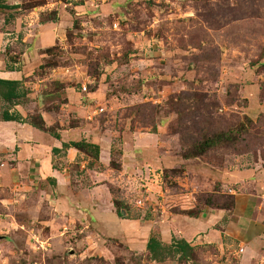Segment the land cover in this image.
<instances>
[{"label": "rangeland", "instance_id": "374dc122", "mask_svg": "<svg viewBox=\"0 0 264 264\" xmlns=\"http://www.w3.org/2000/svg\"><path fill=\"white\" fill-rule=\"evenodd\" d=\"M8 2L13 7L0 9V30L17 39L5 52L18 61L35 48L30 81H42L40 106L26 119L44 113L46 133L60 139L73 130L70 139L97 146L73 147V162L68 143L52 151L54 168L69 175L63 186L77 200L103 204L114 222L135 231V222L167 226L172 215L198 217L233 201L235 207L239 188H251V170H262V178L250 191L258 186L264 194V0ZM49 24L55 38L43 35L36 47ZM188 93L203 94L202 102ZM180 97L191 109L209 103L210 113L203 106L201 117L195 110L180 123ZM204 116L218 125L200 123ZM197 122L201 134L189 129ZM216 128L237 131L197 154ZM185 149L197 155L185 159ZM5 163L0 264H264V236L249 247L188 243L192 250H164L163 261H155L142 246L146 234L131 242L107 232L96 206L67 205L56 183L16 184L14 166ZM229 172L246 175L230 179Z\"/></svg>", "mask_w": 264, "mask_h": 264}, {"label": "crops", "instance_id": "0c3cea01", "mask_svg": "<svg viewBox=\"0 0 264 264\" xmlns=\"http://www.w3.org/2000/svg\"><path fill=\"white\" fill-rule=\"evenodd\" d=\"M8 1L12 0H6V3L10 5L11 3ZM47 27L49 29H46ZM54 30H56L55 25H45L43 32H40L35 39L36 47H39L42 43L43 35L47 36L50 33L47 38L53 40L56 36ZM13 34L15 33L9 32L8 29L5 31L0 30V78L13 81L20 80L23 88L30 90L22 102L14 105H10L0 98V164L7 166L5 165L6 161L9 164L12 163L14 166L13 174L17 180L16 184L18 182L35 183L34 181L38 183H56V189L62 193L67 205L80 202L82 205H79V207L84 206L85 209L89 208L91 210L96 206L98 225H101L107 232H113L112 234L114 235L117 233L122 237L125 236L131 242L134 241L140 231L143 233L142 235L146 234L143 241L144 244L142 245L143 248H147L150 237L156 235L153 232L154 230L159 234L158 238L163 244L172 242L173 230L175 229L187 243L192 245L216 244L222 248L228 246L231 242H235L242 247H249L253 245L255 240L264 236V194L262 188L260 189L258 186H255V191H250L255 185L254 183L257 182V179L259 177L262 178V170L260 173H256L253 170L248 173L250 179L254 177L255 180H249L250 189H243L241 187L236 192L235 207L233 210L228 211L232 213L230 216L227 215V210L221 209L204 211L198 217L172 215L169 218L167 226H164L161 222L150 226H141L140 222H135L134 224L132 223L135 231H131L124 226L126 223L128 225V222L119 218H117V222H114V217L109 216V213H107L108 208H104L103 204L102 207L99 204L90 206L88 205V199L77 200L75 193L71 190L67 191V186H63V183L69 182V178L67 179L69 176L67 175V169L65 168L63 172L54 168L52 163L53 149H62V142H76L70 139L73 130L63 131L59 139L32 126L26 121H4L1 119L3 112L8 111L10 115H20L26 120L29 115L37 111V105L40 106L39 96L41 95L38 91V84L42 83V81L38 84L31 83L30 81L32 80L30 77H33L35 69L34 60L32 59L37 51L34 52L35 48L29 49L30 51L22 55V57L20 56L18 61H13L9 56L11 53L6 54L7 52H5L7 51V43L17 39V35L13 40L10 38ZM23 41L25 42V39ZM12 54L15 55V53ZM41 115L44 120L47 119L44 113ZM66 155L68 161L73 162L78 152L73 147H70ZM229 175L231 179L232 175L243 177L246 174L229 172ZM226 177L224 179H227ZM94 203H98V201L94 200ZM99 209L102 211L98 212ZM104 211L107 213L106 217L103 215ZM138 227H140V230Z\"/></svg>", "mask_w": 264, "mask_h": 264}, {"label": "trees", "instance_id": "16d2710c", "mask_svg": "<svg viewBox=\"0 0 264 264\" xmlns=\"http://www.w3.org/2000/svg\"><path fill=\"white\" fill-rule=\"evenodd\" d=\"M13 6L5 3L4 0H0V9H11ZM186 97L190 96L189 99L190 101L192 99L196 100V101H200L202 102L203 100V94H199V93H188L185 94ZM27 96V92L24 90L21 82L18 81H13V80H4L0 78V98L10 104V105H14L18 102H22V100H24ZM180 102L176 105V112L178 113V117H179V121L182 124L186 123V121L189 120V117H191L194 113L195 110L196 112H198V114L201 117V113L198 111L199 109H201L203 106L206 107V113H210V105L209 103H202V107H196V105L194 106V108H190L189 104H187L186 100L181 99V97L179 98ZM189 101V100H188ZM217 108V107H215ZM210 115V114H208ZM2 120L4 121H26L28 123H30L32 126L41 129V130H45V123L44 120L42 118L41 115H33L31 117L30 120H24L20 115H10L8 113V111L3 112ZM198 125L196 124H189V129L191 130V132L193 133H202V129L200 128V123H205L209 125H218L219 121L217 120V122L214 120V118L212 119L211 116L209 117H205L204 116V121L203 122H197ZM204 125V124H203ZM186 127H188L186 125ZM220 127V126H217ZM215 129V128H214ZM222 129L220 128H216V130H212L211 131V135H209L208 137H206L205 139L201 140L199 143L200 147L195 148L194 150L198 149L197 154L199 153H204L205 149L211 148L213 146L218 147V145H221L222 142L226 139H230L232 136L234 137L233 133H236L237 130H233V129H228L225 131H221ZM57 138H59V136H56ZM224 144V143H223ZM64 147L66 148H70V147H74L78 150H82V149H94L97 148V146L92 145V144H88L87 142H85L84 140L80 141V142H71L68 144H63ZM192 149H185L184 153H183V157L185 159H189L191 157H195L197 154H193L192 152H189ZM54 151H59L58 149H55ZM234 202V201H233ZM231 203L229 206H221L219 209H227V210H231L234 207V203ZM208 204H210V201H207ZM117 204V202H116ZM117 213L120 217H124L123 214L121 213V211L119 209H117ZM172 242L174 244L167 246L165 244H163L160 239L156 236V235H152L147 243V250L149 251L151 258L155 261H163L164 259V250L166 251H170V249L174 248L176 249L177 252H185L187 250H192V248H190L191 246L181 237V235L174 229L173 230V240Z\"/></svg>", "mask_w": 264, "mask_h": 264}]
</instances>
